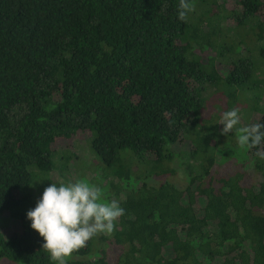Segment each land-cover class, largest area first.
<instances>
[{
    "label": "trees",
    "instance_id": "1",
    "mask_svg": "<svg viewBox=\"0 0 264 264\" xmlns=\"http://www.w3.org/2000/svg\"><path fill=\"white\" fill-rule=\"evenodd\" d=\"M190 2L199 13L184 22L179 0H0V216L17 222L0 228L1 257L53 264L26 214L73 156L60 150L55 164L54 142L84 130L93 180L125 214L68 264H264V141L239 152L236 128L218 127L240 100L264 123V78H252L264 0ZM219 17L235 22L232 39ZM205 48L215 54L202 60ZM182 136L180 186L168 176Z\"/></svg>",
    "mask_w": 264,
    "mask_h": 264
},
{
    "label": "clouds",
    "instance_id": "2",
    "mask_svg": "<svg viewBox=\"0 0 264 264\" xmlns=\"http://www.w3.org/2000/svg\"><path fill=\"white\" fill-rule=\"evenodd\" d=\"M195 11V3L179 0L178 19L187 22L188 14ZM239 109L222 113V135L237 130L241 149L258 148L264 141V123L237 128L240 124ZM264 159V149L256 152ZM125 210L116 200L103 199L102 189L87 180L51 183L47 186L34 209L27 212L31 228L44 239L42 249L49 254L53 264H68L72 254L87 246V242L100 234H112L116 222Z\"/></svg>",
    "mask_w": 264,
    "mask_h": 264
},
{
    "label": "rangeland",
    "instance_id": "3",
    "mask_svg": "<svg viewBox=\"0 0 264 264\" xmlns=\"http://www.w3.org/2000/svg\"><path fill=\"white\" fill-rule=\"evenodd\" d=\"M216 3H220L223 4L224 7L226 9H233L238 11L239 10V5L237 3V0H216ZM195 12L199 13L198 8H195ZM218 20V24L221 27L222 26V30H223V35L225 36L226 39H232V37L234 36V33L232 31V29L234 28V24L235 22L233 21V19L231 18H217ZM203 28H206V25H203ZM220 39V37H219ZM262 43H264V41H261ZM244 48L245 46L243 44L239 45L238 48H236L235 50L237 51V53L239 55H244ZM200 53V52H199ZM207 54H215V51L212 48H205L203 49V52H201V58L202 60H206V55ZM250 56L252 57L253 60L257 61L258 55H257V51H251ZM217 70L220 71V73L226 74V72H228L229 65L225 64L224 62H220L217 60ZM259 66V68H256L255 70L252 71V78H259V79H263L264 78V64L263 63H258L257 64ZM246 86H249L248 83H245ZM260 92L258 91V94L260 95L257 103L259 106L264 107V85L261 86V88H259ZM211 89H208L206 91L203 92L204 96H208L209 94H212ZM246 92H253L252 88H248ZM239 93H241V90H239ZM244 91L242 92V95L245 94ZM251 94H248L247 96H250ZM253 95V94H252ZM242 100H240L237 104L236 107L240 110L239 111V116H240V124L238 125V127H244V126H248L251 124H255L258 122L259 118H260V114L257 113L256 111H253L251 109H249L248 104H246V102H241ZM221 116L218 118V127L220 129V131L223 128V125L220 124V119ZM233 131V130H232ZM237 135L238 133H235V139H237ZM88 137H89V132L88 131H84V130H80L77 131L75 134H73L71 137L69 138H58L56 140V142H54L53 144V148L57 151V156L55 157V164L58 163V151L60 150H64L67 149L68 151H70L73 156L70 157V159L68 160V162L66 163L65 166V171H62L58 168H56L55 170L52 171L51 173V177L52 179L57 182V183H67L68 181H72L75 182L77 180H87L89 183L93 184L92 181L94 182L95 185L99 186V181H95L93 180L95 174L101 172H97V171H93L92 168L94 167V164H92V160H93V155L91 154V152L88 149ZM172 150L176 152V154H180V155H174L172 160H171V166L174 168V173L172 175H169L168 178L173 180L176 184L178 185H184L186 183V178H185V170L184 167L182 165V158L183 157V152L187 151V149H189L191 147V142L190 140L185 137L182 136L178 141L174 142L171 146ZM239 152H241V148L239 147ZM246 155L248 156V154L246 153ZM57 162V163H56ZM108 178H110V176H108ZM112 200H116V198H111ZM117 201V200H116ZM202 202L200 200V198H196V203L195 208L198 210L201 206ZM200 211V210H198ZM9 214L6 211L5 213H3L2 217L0 216V228L3 229L4 231H6L7 233L11 232V230L15 229L17 222L14 220H9L6 219L5 217H8ZM213 227V226H210ZM0 264H25V263H18V262H14L6 257H1L0 256Z\"/></svg>",
    "mask_w": 264,
    "mask_h": 264
}]
</instances>
